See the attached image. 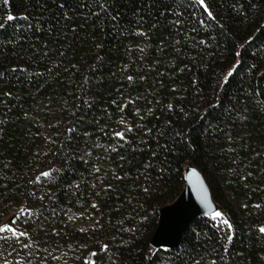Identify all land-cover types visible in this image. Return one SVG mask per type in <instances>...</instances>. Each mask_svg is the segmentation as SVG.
Listing matches in <instances>:
<instances>
[{"label": "trees", "instance_id": "obj_1", "mask_svg": "<svg viewBox=\"0 0 264 264\" xmlns=\"http://www.w3.org/2000/svg\"><path fill=\"white\" fill-rule=\"evenodd\" d=\"M190 166L232 234L154 250ZM0 228V264H264V0H0Z\"/></svg>", "mask_w": 264, "mask_h": 264}, {"label": "water", "instance_id": "obj_2", "mask_svg": "<svg viewBox=\"0 0 264 264\" xmlns=\"http://www.w3.org/2000/svg\"><path fill=\"white\" fill-rule=\"evenodd\" d=\"M219 207L204 174L190 166L186 185L180 196L160 210L159 224L152 237L154 250L177 249L191 224L200 218L211 217Z\"/></svg>", "mask_w": 264, "mask_h": 264}, {"label": "snow or ice", "instance_id": "obj_3", "mask_svg": "<svg viewBox=\"0 0 264 264\" xmlns=\"http://www.w3.org/2000/svg\"><path fill=\"white\" fill-rule=\"evenodd\" d=\"M200 2H201V4H203L204 3V0H200ZM7 19L11 21V20L15 19V17L9 15L7 17ZM229 75H231V72L229 73ZM44 175H48V173H45ZM221 215L222 214L220 212L216 211V212L213 213V219H215L217 217H221ZM223 223L227 224L228 221L227 220H224ZM229 227H230V225H229ZM261 230L264 231V229H261ZM3 231H5V229L4 228H0V232H3ZM12 231H14V230H12ZM21 235H24V234L21 233Z\"/></svg>", "mask_w": 264, "mask_h": 264}, {"label": "rangeland", "instance_id": "obj_4", "mask_svg": "<svg viewBox=\"0 0 264 264\" xmlns=\"http://www.w3.org/2000/svg\"><path fill=\"white\" fill-rule=\"evenodd\" d=\"M182 193V192H181ZM180 196V195H179ZM178 196V197H179ZM177 197V198H178ZM173 202H175V201H173ZM172 202V203H173ZM172 203H170V204H172ZM222 215H221V217H217V218H215V220L219 223V224H221L222 226H224V227H227V228H229L230 229V234H232V232H231V226L229 227V221H228V218H227V216H226V214L225 213H223V212H220ZM212 218H213V216H212ZM224 220H227L228 221V223L227 224H225V223H223V221ZM4 232V231H3ZM1 233V232H0Z\"/></svg>", "mask_w": 264, "mask_h": 264}]
</instances>
